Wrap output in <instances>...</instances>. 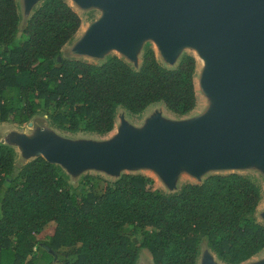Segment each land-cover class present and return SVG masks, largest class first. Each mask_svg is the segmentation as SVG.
Masks as SVG:
<instances>
[{
	"label": "trees",
	"instance_id": "trees-1",
	"mask_svg": "<svg viewBox=\"0 0 264 264\" xmlns=\"http://www.w3.org/2000/svg\"><path fill=\"white\" fill-rule=\"evenodd\" d=\"M19 20L16 0H0V123H24L50 109L57 127L102 135L112 130L118 106L138 115L161 102L183 116L197 104L192 55L168 68L149 48L137 70L117 56L101 64L66 59L61 49L81 18L65 0L42 2L22 29ZM9 89L20 100L30 92L34 98L16 111ZM14 162L13 149L0 143V264H136L143 247L153 264H197L201 231L225 264L264 248V225L254 217L262 192L240 173L210 174L172 195L152 191L141 174L113 184L86 175L88 187L77 194L42 157L19 169ZM51 225L48 242L36 237Z\"/></svg>",
	"mask_w": 264,
	"mask_h": 264
},
{
	"label": "water",
	"instance_id": "water-1",
	"mask_svg": "<svg viewBox=\"0 0 264 264\" xmlns=\"http://www.w3.org/2000/svg\"><path fill=\"white\" fill-rule=\"evenodd\" d=\"M44 1H19V28ZM70 1L101 9L72 43L71 55L101 58L115 49L136 63L141 41L152 38L173 64L182 47H193L203 63L198 88L208 106L181 119L164 117L156 107L137 126L123 111L116 132L99 140H74L43 126L30 135L10 131L0 143L18 150L22 163L16 168L15 159V169L37 157L71 175L97 170L116 177L122 170L149 169L170 191L182 174L197 183L217 171L256 167L264 174V0ZM206 248L199 264H219Z\"/></svg>",
	"mask_w": 264,
	"mask_h": 264
},
{
	"label": "rangeland",
	"instance_id": "rangeland-1",
	"mask_svg": "<svg viewBox=\"0 0 264 264\" xmlns=\"http://www.w3.org/2000/svg\"><path fill=\"white\" fill-rule=\"evenodd\" d=\"M19 1L20 0H16L17 5H18ZM66 1L68 4L71 5V7L80 16L81 25L78 29V32L73 36V38L71 40H69L62 47L61 54H62L63 58L75 59V57H77V56H73L69 52L71 47H72L71 46L72 43L80 37V34L83 31V30H81V26L84 27V29L86 27H88L92 21H94L95 19H97L100 16L101 9H99V8L80 9V8L76 7L70 0H66ZM19 12L21 13V10H19ZM21 16H23V14ZM21 23H23V21ZM20 29H21V26H20ZM149 48H152L154 50V53H155L157 60L162 65H164L165 67H168V68H175L177 66L178 62L180 61V59L185 55H192L195 58L196 65H195V72H194V86H195V92H196V97H197V104H196L195 108L192 111H190L189 113H187L186 115L180 116V115L172 113L161 102H155V103L148 105L138 115L132 114L129 111H127L126 109L122 108L121 106H118L117 112L115 115V120H114L115 125H113L112 130L106 134L100 135V134H97L94 132H87V131L69 132L65 129H61V128L57 127L52 122V120L50 118V114L52 113V111L50 109H39L35 114H33L24 123H15V122H11V121L0 123V138L6 134L8 135L10 133V131L25 132V133L30 135L34 132V130L38 126H43L47 130L54 131L60 135L66 136L70 139L77 140L79 138H82V139L99 140V139H104V138L110 137L113 133L116 132V129L119 125V118H120V116H122L121 112H123V111L125 113V115H124L125 118L124 117L123 118L131 126H137V125L143 124L144 121L146 120L147 116H149L148 113L156 107L159 109H162L161 114L164 117H169L172 119H181L182 117H193L195 115H198V114L204 112L208 106V99L200 92V90L198 88L199 78H200L201 70L203 67V63L200 60V58L198 57L196 49L193 47H190V46L182 47L173 64H168L163 59V57L160 55V53L158 51V46H157L156 42L152 38H147V39H144L141 41L139 49H138V60L136 63L131 62L125 55H123L122 53H120L119 51H117L115 49L110 50L107 54H105L101 58H93V57H87V56H79L77 58L80 60L90 62V63L101 64V63L105 62L107 59H109L110 57L117 56V57L123 59L133 69L136 70L139 67V65H141L143 55L145 54V52ZM71 57H73V58H71ZM26 78H27V76H25L24 74H21V76H19L20 83L24 84L26 82ZM33 98H34V93H31V92L26 97H24V98L22 97L21 100L18 97L16 98V93L13 89H9L8 93H7V99L12 105H14L16 107V111H18L20 109V107H22L24 102L27 103V101L32 100ZM29 123H31V124H29ZM13 151L15 154L16 162H17V165H16V168H17V167H19L20 163H22V161H20V160H22V158L19 156L17 149L14 148ZM60 170H61L63 176L65 177L66 182L69 185V187L71 188V190L76 192L77 194L80 193V190H77V189H79V188L86 189L88 187L86 184H84L82 182L83 178L86 175H92V176L100 177L105 182L113 184L122 175L141 174L147 178V186L152 191H154V192L160 191L162 194H166V195L167 194L172 195V194L179 193L181 190V187L185 183H197V181L194 178H192L191 176H188L187 174H182L180 179H178L176 182V190L170 191L166 188L165 184L158 177V175L154 171H151L149 169L122 170L119 173V175L116 177L109 175L103 171H97V170H85V171L80 172L79 174H76V175H71L68 172H66L64 169H61V168H60ZM226 172H228V171H217L214 173H226ZM238 172L241 173L242 175L250 178L261 189L262 199H261L259 205L257 206L254 217L259 223L264 225V218L262 217V213L264 211V174L256 167H249V168H246L244 170H239ZM4 184L6 185L5 178H4ZM53 232H54V226L51 225L48 228L38 230L35 233V235L38 239L48 242L50 240V237L53 234ZM199 237L201 239V245H200L199 253L201 252V254H202L207 249L206 245H205V232L201 231ZM133 241L137 244H140L141 243V236L137 233H133ZM209 251L214 255V259L217 263L225 264L217 258V256L215 255V253L213 251H211V250H209ZM262 259H264V248L259 253L255 254L254 256L250 257L249 259H247V260H245L239 264H251V263H255L257 261H260ZM197 263L199 264L198 259H197ZM136 264H152L151 255L146 248L143 247L140 249L139 257L137 259Z\"/></svg>",
	"mask_w": 264,
	"mask_h": 264
},
{
	"label": "bare ground",
	"instance_id": "bare-ground-1",
	"mask_svg": "<svg viewBox=\"0 0 264 264\" xmlns=\"http://www.w3.org/2000/svg\"><path fill=\"white\" fill-rule=\"evenodd\" d=\"M81 30H83V31H84V27H82V26H81ZM83 31H82V32H83Z\"/></svg>",
	"mask_w": 264,
	"mask_h": 264
}]
</instances>
